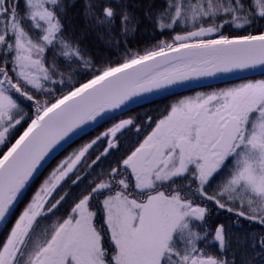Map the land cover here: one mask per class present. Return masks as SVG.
Here are the masks:
<instances>
[{
    "label": "snow or ice",
    "instance_id": "6c2138e0",
    "mask_svg": "<svg viewBox=\"0 0 264 264\" xmlns=\"http://www.w3.org/2000/svg\"><path fill=\"white\" fill-rule=\"evenodd\" d=\"M65 10L62 0H0V264H237L245 244L240 264H264V232L233 230L264 227V78L183 96L144 125L115 120L195 80L264 76V31H248L264 0L149 3L161 38L142 48L129 45L139 18L127 4L86 0L85 20L116 54L99 63L65 32ZM106 120L115 122L60 160L9 228L54 154ZM145 125L137 146L108 160L124 131ZM69 181L83 187L57 215ZM213 208L229 222L213 226Z\"/></svg>",
    "mask_w": 264,
    "mask_h": 264
},
{
    "label": "trees",
    "instance_id": "16d2710c",
    "mask_svg": "<svg viewBox=\"0 0 264 264\" xmlns=\"http://www.w3.org/2000/svg\"><path fill=\"white\" fill-rule=\"evenodd\" d=\"M86 0H62V4L65 6V14L63 16V24L65 28V32L67 34H70L74 39H78L80 42L81 47H84L87 49L88 54H90L92 57L96 59V61L99 63L101 60H105L106 58H115V52L107 46L108 41L105 38L101 39L100 37L104 33L103 28L96 27L92 24L90 21H86L83 15L84 12V5ZM115 0H113V3ZM121 4H127L129 10L134 14V16L139 18L138 26L136 27V31L134 34H131L128 37L129 45L132 47H145L150 43H154L156 40H159L161 37L159 33H157L155 36L152 35V28L153 25L149 23L148 19L145 18V11L149 5V3L152 4L153 8L160 7L163 4V0H120ZM135 23V21H134ZM117 29H119V19H117L116 23ZM259 28V30L264 31V20L259 21L258 23L253 25L252 29H248V31H254L255 29ZM225 31H228V29H225ZM243 34V33H241ZM49 57H51V52H49ZM253 76H260L255 79H261L264 78L261 74L258 75H252ZM250 77V76H249ZM224 83H220L222 85ZM191 92L190 90L182 92H179L176 94H169L165 95L159 99L145 102L144 104H140L139 106H136L134 108H130L127 111H125L124 114L132 115L131 113H138L140 112L141 115L132 116L135 119V123H140L145 118V113L149 115L152 111V113L156 112V115L154 117H157L159 112L170 102L176 100V98L180 95L186 94ZM159 107V109L151 110L154 107ZM24 111L26 113H31L32 108L30 106L29 102H24ZM30 122V120L28 121ZM108 122H105L103 125H100L96 127L95 129L90 130L87 134L80 137L78 140H76L74 143L69 144L64 148L63 151H60L58 154L52 158V160L47 164V166L40 172V174L35 178L34 182L31 184V187L29 191L27 192V195L19 202L15 209L14 215L11 217V220L9 221L8 227H11V223L15 220L16 216L19 215V212L24 207V205L27 203L28 199H30L32 193L36 190V188L40 185L41 181L48 175V173L56 167L57 163L62 160L68 153H70L74 148L77 146L83 144L87 140L95 137L96 134H99L102 132V130L107 126ZM27 123H22V126L18 128V131L16 135L18 136L20 131H23V127H26ZM133 128H129L127 131L123 132V138L120 139L119 145L120 148L118 151H122L121 154H126L127 151L133 149L140 141V134L137 135L136 132H133ZM14 142V140H13ZM102 142V144H104ZM6 150V149H4ZM97 150L102 151V145L101 147H97ZM2 154V152H0ZM96 153H93V158ZM106 163V161H104ZM70 181L68 184H65L64 189H61V192H63L65 189L69 190V196L67 198V201L61 206L60 210L57 212V215H61L63 211H65L69 206L71 205L74 197H76L83 185L80 187H72L69 188ZM213 220L212 224L215 226L219 223H228L230 217L227 213H221L219 216L215 215V209L213 208ZM242 227H236L233 225V230L241 235L246 234L249 231H257V232H264V227L258 225V224H249L246 220H241ZM235 242L233 243V247H235ZM215 245L211 246V251L215 253ZM244 249H247V255L250 256L252 254V250L247 248V245L245 244L242 246L240 251L237 252V264H240V252L244 251ZM254 264H260L259 260L254 261Z\"/></svg>",
    "mask_w": 264,
    "mask_h": 264
},
{
    "label": "water",
    "instance_id": "95a60500",
    "mask_svg": "<svg viewBox=\"0 0 264 264\" xmlns=\"http://www.w3.org/2000/svg\"><path fill=\"white\" fill-rule=\"evenodd\" d=\"M255 72H259V70L257 69V70H255L254 72H251V73H255ZM251 73H235V74H231V75H228V76H218V77H211V78H202V79H199V80L192 81L191 83H189L187 85H184V86L174 87V88L169 89L168 91H166L164 93L154 94V95H148V96L144 97L143 99L137 101V103L130 104L128 106V108L133 107L135 105H138L140 103L149 101L151 99H154V98H157V97H160V96H163V95H166V94L175 92V91L182 90V89H186V88H190V87H194V86H198V85H203V84H207V83H212V82H219V81H224V80H228V79H233L235 77H238L239 75H246V74H251ZM102 122L103 121L98 122L97 124H93L91 126V128H93L94 126H96V125H98V124H100ZM91 128L85 129V132L88 131ZM75 138H77V137H74L73 139H75Z\"/></svg>",
    "mask_w": 264,
    "mask_h": 264
},
{
    "label": "bare ground",
    "instance_id": "6f19581e",
    "mask_svg": "<svg viewBox=\"0 0 264 264\" xmlns=\"http://www.w3.org/2000/svg\"><path fill=\"white\" fill-rule=\"evenodd\" d=\"M250 74H246V75H239L238 77H235L234 78V82L236 83H240L242 82L243 80L245 79H253L252 76H250Z\"/></svg>",
    "mask_w": 264,
    "mask_h": 264
},
{
    "label": "flooded vegetation",
    "instance_id": "af4514ba",
    "mask_svg": "<svg viewBox=\"0 0 264 264\" xmlns=\"http://www.w3.org/2000/svg\"><path fill=\"white\" fill-rule=\"evenodd\" d=\"M150 130H151L150 127L145 126L144 128H142V133L147 134V131H150Z\"/></svg>",
    "mask_w": 264,
    "mask_h": 264
}]
</instances>
